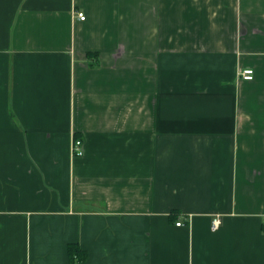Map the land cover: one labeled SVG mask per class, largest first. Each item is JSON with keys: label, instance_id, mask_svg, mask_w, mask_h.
<instances>
[{"label": "crops", "instance_id": "crops-1", "mask_svg": "<svg viewBox=\"0 0 264 264\" xmlns=\"http://www.w3.org/2000/svg\"><path fill=\"white\" fill-rule=\"evenodd\" d=\"M0 264H264V0H0Z\"/></svg>", "mask_w": 264, "mask_h": 264}, {"label": "built area", "instance_id": "built-area-1", "mask_svg": "<svg viewBox=\"0 0 264 264\" xmlns=\"http://www.w3.org/2000/svg\"><path fill=\"white\" fill-rule=\"evenodd\" d=\"M78 17L80 20H85L86 16L84 13H79ZM254 70L251 68L243 69L239 72V77L244 79V80H253L254 79ZM72 153L76 157H82L84 155V147H83V142L80 139H74L72 143ZM177 226H181L182 222H177ZM221 225V220L219 218H216L212 222V230L216 231L219 229Z\"/></svg>", "mask_w": 264, "mask_h": 264}, {"label": "trees", "instance_id": "trees-1", "mask_svg": "<svg viewBox=\"0 0 264 264\" xmlns=\"http://www.w3.org/2000/svg\"><path fill=\"white\" fill-rule=\"evenodd\" d=\"M69 251H70V256L72 259L74 258L73 256L74 254L81 253L80 248L77 247L76 245H71L69 248Z\"/></svg>", "mask_w": 264, "mask_h": 264}]
</instances>
